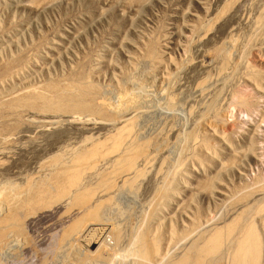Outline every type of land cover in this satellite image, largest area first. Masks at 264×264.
I'll return each instance as SVG.
<instances>
[{
  "label": "rangeland",
  "instance_id": "obj_1",
  "mask_svg": "<svg viewBox=\"0 0 264 264\" xmlns=\"http://www.w3.org/2000/svg\"><path fill=\"white\" fill-rule=\"evenodd\" d=\"M80 74L107 114L6 108ZM0 81V264H142L136 245L149 227L172 244L164 264L207 237L200 232L264 206V0H0ZM128 124L110 151V136ZM98 141L103 152L69 196L28 205ZM129 144L132 159L117 161ZM127 179L130 190L119 192ZM78 189L94 190L91 207L109 191L110 210L66 237L84 212L66 211ZM113 234L115 256L104 257Z\"/></svg>",
  "mask_w": 264,
  "mask_h": 264
},
{
  "label": "bare ground",
  "instance_id": "obj_2",
  "mask_svg": "<svg viewBox=\"0 0 264 264\" xmlns=\"http://www.w3.org/2000/svg\"><path fill=\"white\" fill-rule=\"evenodd\" d=\"M150 50H151V48H150ZM150 50H149V52H150ZM149 57H151V56H149ZM152 58H154V57H152ZM159 61H160V59L158 57L157 58L155 57L154 64L156 62L159 65L160 64ZM17 74H20V71H18ZM89 83L90 82L87 79L85 80V78L81 75V76H78V80L75 79L69 86L67 85L66 87L58 88L59 86L58 87L56 86V87H52L50 89L48 88L49 91H48V89H44V90H46V93H44V91L42 92L40 90L34 92L35 90H33V91L26 92L24 94H21V96H18V97L17 96L13 97V98L11 97L12 99H10V100H8V102H6V108H9L12 110H18L19 108H23V107H29V106L30 107H37V106H39L41 109L43 107L56 109L57 112L59 110H63V112H65L66 110H68V111L73 110V112L79 111V112H86V113H88V112L89 113H101L104 110V106H103V108L101 107V105H103V104H99L98 103L99 100L96 102V97L98 96V95L96 96L94 94L96 86L95 85H93L94 87L90 86L92 84L91 83L89 84ZM1 84H3V83H1ZM97 89L98 88H96V91H97ZM47 92H48V94H47ZM91 95H95V99L90 98V97H94ZM74 110H76V111H74ZM60 112H62V111H60ZM69 112H71V111H69ZM106 112L107 111H105L103 113H106ZM102 116H104V115H102ZM106 117H108V116H106ZM128 126H129V124L119 128L116 136H114V135H113L114 137L110 136V138H111L110 141L105 139L107 142L108 141L113 142L112 145H114V146H111L110 151H117L119 148V145L123 142V140L125 138H127L126 137L127 134L131 133V132H129L130 127H128ZM106 141H104V142L98 141L97 143H93L86 150L81 151L77 155L73 156L72 157L73 159L71 160L72 161L71 165L59 168V170L57 172V176L54 179V188L51 189L48 186L42 187L40 189V191H38L37 193H33L32 198L29 199L27 202L28 205L30 204V206H31L32 201H33V203L35 205H38V206L43 205L44 207H47V206L52 207V205L58 204V203L54 202V199L59 198V201H61L60 198L63 200L64 197H66L67 195L69 196L71 193L70 189L72 187H75L77 184H80L79 182L81 179V175H82L84 169L86 168L87 163H89L91 161H95V158L101 152H103L102 148L107 143ZM129 146H130V144L126 145L124 147V149L119 153L118 157L116 158L117 161L123 160V161H125V163H126V161H129L128 158L130 156V152L132 149L131 148L132 146L131 147H129ZM132 153H133V150H132ZM131 157H132V154H131L130 158ZM110 175L111 174L109 173V174H105L101 177L102 183H101L100 187L107 188L106 186L109 183V176ZM117 189H119V192L125 191L127 189L130 190V182L128 181V179L126 181H123L121 185L117 186ZM91 194H94V190H92V189H84V190L78 189L72 195L70 203L68 204V206H66V211L67 210H69V211L73 210V212H74V210H76V209L78 210L81 208V210H82V208H84V212L81 213L79 216L75 217L74 218L75 221L73 220V222L71 223V225H69V227L67 226L68 230H66V232H65L66 237H68V236L70 237V235H71V237H73V234L77 233V235H78L82 231L87 230V228L91 224L93 225L94 223H97L96 220H98L99 215L102 214V212H104L105 209L110 210L109 209L110 207L107 208V206L111 200V198H110L111 196H110L109 191L106 192V197L108 199L105 201L99 202L94 207H91V205L86 206V204H88L86 200L88 199V197H90ZM160 194H161V192H160ZM239 196H241V195H239ZM165 198H164V200L163 199L160 200V206H162L161 204H164V203H161L162 200L164 202L166 201ZM250 198H247V199H250ZM59 201H57V202H59ZM156 201H158V200H156ZM237 201H239V200H237ZM240 203H242V201ZM89 204H90V202H89ZM157 205L159 206V204H157ZM157 205H156V208L158 207ZM178 206H180V204ZM263 207H261L260 210L258 209V211H256V215H254L255 217L253 216L254 218L252 217L251 214L249 215V211L246 210L247 209V207H246V209L244 208L245 211H243V213L240 212L239 216L237 214V217H235L234 220L232 219V222L229 221L230 222L229 224L228 223L224 224V227L219 226L218 228H214V229L212 228L213 230L211 232H210V230H207L210 233L209 235H207V231L206 232H200V233H206L205 235L207 237H203L202 236L203 234H201L200 235L201 237H200L198 235L200 233H198L197 235L199 237L198 238L196 237L197 240L193 241V243L191 240V244H192V245L190 244L191 246L188 244L190 247L188 246V248H185V251L183 249L182 251H184V252L180 256L179 255H178V257L175 256V258L171 257L172 259H169L166 262L164 261V264H264V208ZM31 208H33V207H31ZM158 208H161V207H158ZM185 208L186 207H184L183 209H185ZM157 209H155V210H157ZM158 211H159V209H158ZM8 216H10V214H8ZM16 216L17 215L14 216V213H13V216L12 217L10 216V217L16 218ZM100 217L102 218V216H100ZM11 218L8 220L10 221ZM150 218H152V217H150ZM5 220H7V219L5 218ZM99 221H101V219H99L98 222ZM145 223H147V222H145ZM194 223L195 224H192V226H191V231L194 234H193V236H190L193 238H194V235L197 232H199V231L195 232L198 229V222L194 221ZM257 226H258V231H260V233L262 234L263 241L258 234L259 232L257 231ZM93 227H94V225L91 228H93ZM147 227H149V226H147ZM143 228H145V224H144ZM138 230H142V228H140ZM143 230H145V229H143ZM153 230H154V228L152 229L151 227L146 228V230L143 233L141 232V236L140 237L138 236L139 240L136 238L139 241L138 242L139 244L136 245L138 248V254L137 253L136 254L139 255V257H140V258H137V257L136 258L139 259L138 262L141 261L142 264H160L159 262L162 260L163 257L169 256V255H165L167 253V252L165 253L167 246L172 245V244H168V243H170L169 239H168V242L165 241L164 240L165 238H163V235L161 232L159 233V231L157 229H156L157 231H155V230L153 231ZM189 230H190V228H189ZM189 230H188V232H189ZM85 232H87V231H85ZM139 234H140V232H139ZM188 234L191 235V233H188ZM172 235H174V234H172ZM172 235H171V238L170 237H168V238H170L171 241H172V238L177 240L175 238L176 235L174 237H172ZM177 236H178V234H177ZM117 238H119V236ZM181 238H183V237H181ZM185 238H187V236H185ZM109 239H112L115 242V235L114 234L111 235L107 240L105 238V240H106V241H104L105 242V246H104L105 249L103 248V250H102V251H104V257H106V256L110 257L109 254L113 253L112 252L113 246H111V244L109 243V241H110ZM133 241H135V240H133ZM185 241H187V240H185ZM117 243H119V242L117 241ZM117 243L115 242V244H117ZM136 243H137V241H136ZM172 243H175V241ZM177 243H178V241L176 242V244ZM116 246H118V244ZM170 246L168 248H170ZM101 248H99V250ZM134 249H136V248H134ZM114 252H116V251L114 250ZM128 252L130 253V251H128ZM102 254L103 253H101V255H98V256L101 258ZM114 254H112V255L115 256ZM166 258L165 259L163 258V260H166ZM90 259H92V257ZM109 259H111V258H109ZM133 259H135V257ZM99 260L104 261V258L102 257V259H99ZM105 261H107V258H105Z\"/></svg>",
  "mask_w": 264,
  "mask_h": 264
}]
</instances>
